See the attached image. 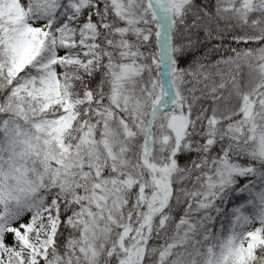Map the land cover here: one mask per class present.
I'll return each mask as SVG.
<instances>
[{"label":"snow or ice","instance_id":"snow-or-ice-1","mask_svg":"<svg viewBox=\"0 0 264 264\" xmlns=\"http://www.w3.org/2000/svg\"><path fill=\"white\" fill-rule=\"evenodd\" d=\"M0 264H264V0H0Z\"/></svg>","mask_w":264,"mask_h":264}]
</instances>
